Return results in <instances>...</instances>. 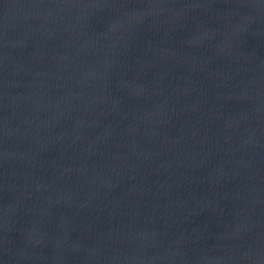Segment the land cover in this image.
Here are the masks:
<instances>
[{
	"label": "water",
	"instance_id": "water-1",
	"mask_svg": "<svg viewBox=\"0 0 264 264\" xmlns=\"http://www.w3.org/2000/svg\"><path fill=\"white\" fill-rule=\"evenodd\" d=\"M0 264H264V0H0Z\"/></svg>",
	"mask_w": 264,
	"mask_h": 264
}]
</instances>
